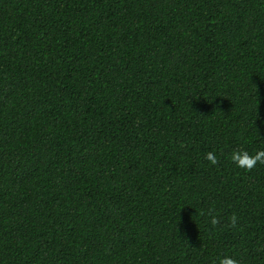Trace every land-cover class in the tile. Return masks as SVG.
<instances>
[{
	"label": "trees",
	"instance_id": "trees-1",
	"mask_svg": "<svg viewBox=\"0 0 264 264\" xmlns=\"http://www.w3.org/2000/svg\"><path fill=\"white\" fill-rule=\"evenodd\" d=\"M240 148L264 150V0H0V264H264Z\"/></svg>",
	"mask_w": 264,
	"mask_h": 264
},
{
	"label": "clouds",
	"instance_id": "clouds-1",
	"mask_svg": "<svg viewBox=\"0 0 264 264\" xmlns=\"http://www.w3.org/2000/svg\"><path fill=\"white\" fill-rule=\"evenodd\" d=\"M205 159L211 165H217L219 163L217 154L213 151L207 152ZM229 159L237 168L250 172L258 163L264 165V150H258L254 154H250L243 148L236 149L231 152ZM201 215L207 216L208 222L213 227L221 223L215 208L212 206H209L207 210H202ZM237 221L238 217L232 214L231 217H229V226L235 228L237 226ZM218 264H238V261L231 256L225 255L219 259Z\"/></svg>",
	"mask_w": 264,
	"mask_h": 264
}]
</instances>
